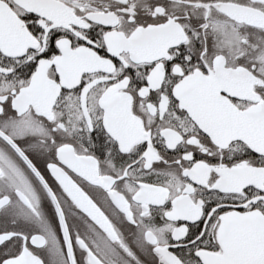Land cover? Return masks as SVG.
<instances>
[{"label":"snow or ice","instance_id":"obj_1","mask_svg":"<svg viewBox=\"0 0 264 264\" xmlns=\"http://www.w3.org/2000/svg\"><path fill=\"white\" fill-rule=\"evenodd\" d=\"M0 264H264V0H0Z\"/></svg>","mask_w":264,"mask_h":264}]
</instances>
